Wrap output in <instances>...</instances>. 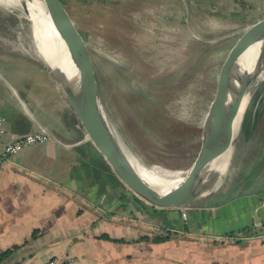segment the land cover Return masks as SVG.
Here are the masks:
<instances>
[{"label":"crops","instance_id":"0c3cea01","mask_svg":"<svg viewBox=\"0 0 264 264\" xmlns=\"http://www.w3.org/2000/svg\"><path fill=\"white\" fill-rule=\"evenodd\" d=\"M40 77L0 79V147L48 134L0 168V264H264V193L151 206L85 137L58 78Z\"/></svg>","mask_w":264,"mask_h":264},{"label":"rangeland","instance_id":"374dc122","mask_svg":"<svg viewBox=\"0 0 264 264\" xmlns=\"http://www.w3.org/2000/svg\"><path fill=\"white\" fill-rule=\"evenodd\" d=\"M64 1L86 42L125 64L117 67L94 56L105 107L127 148L147 166L188 172L221 63L244 29L264 16V0ZM3 5L0 79H12L15 73L26 79L55 75L38 54L24 8ZM137 85L152 99L140 96ZM249 92L228 171L210 196L224 192L233 181L236 186L264 180V166H256L264 149V79L247 86L241 106ZM252 171L263 174L249 179Z\"/></svg>","mask_w":264,"mask_h":264},{"label":"water","instance_id":"95a60500","mask_svg":"<svg viewBox=\"0 0 264 264\" xmlns=\"http://www.w3.org/2000/svg\"><path fill=\"white\" fill-rule=\"evenodd\" d=\"M43 1L60 38L65 42V52L76 69L75 79L62 74L55 66H49L65 91L85 135L130 191L155 208L181 209L197 206L206 198L208 200L203 205L214 207L241 196L264 193V183L255 186L252 180H245L236 186L233 181L224 192L210 196L222 176L219 165L232 144L239 123L240 99L228 105V95L237 83L242 82L246 86L264 72V60L257 65L254 63L251 69H239L240 60L250 46L264 40V16L244 29L221 63L214 94L202 125L200 147L185 179L177 187L160 193L136 170L129 155L130 150L111 122L98 84L94 56L117 67H125V64L108 50L86 42L64 0ZM23 6V11L29 17L27 4L23 3ZM263 53L264 43L259 58ZM70 70L74 72L72 66ZM136 87L145 98L152 99L141 85ZM249 176L256 178V175Z\"/></svg>","mask_w":264,"mask_h":264},{"label":"bare ground","instance_id":"6f19581e","mask_svg":"<svg viewBox=\"0 0 264 264\" xmlns=\"http://www.w3.org/2000/svg\"><path fill=\"white\" fill-rule=\"evenodd\" d=\"M2 5H10L15 8L23 9V3L27 4V8L29 11V19L32 22L33 29V37L35 40V45L37 47L38 54L50 65L58 68L62 74L69 75L72 77L71 79H75V67L71 64V60H69L67 53L65 52L66 46L65 42L60 38L59 33L56 30V27L52 21L49 10L43 0H0ZM3 5V6H4ZM8 8V7H7ZM264 40H259L254 42L248 51L244 54L242 59L240 60L241 68L251 69L255 65L259 64L260 61L264 60V53L261 54L262 45ZM65 53V54H64ZM72 66L73 73H71L70 67ZM264 79V72L254 78L251 82L255 80ZM250 82V83H251ZM249 83V84H250ZM249 84L237 83L233 90L230 91L228 95V105H233L236 101L240 99V110L238 114L239 123L234 131V138L225 158L222 159L219 167L220 174L225 176L228 171L229 162L231 159L233 147L237 142V137L239 134V130L242 123V118L245 113L247 101L249 99L248 93L247 97L242 106V98L245 96L247 91V86ZM249 91V90H248ZM132 163L136 170L142 175V177L146 180L148 184H150L153 188L158 190L160 193H164L170 189L177 187L187 175L188 172L179 169H169L162 168L159 166H147L144 164L137 156L133 154H129Z\"/></svg>","mask_w":264,"mask_h":264},{"label":"built area","instance_id":"2783aa9c","mask_svg":"<svg viewBox=\"0 0 264 264\" xmlns=\"http://www.w3.org/2000/svg\"><path fill=\"white\" fill-rule=\"evenodd\" d=\"M4 117L0 115V129L1 131H4L3 122ZM48 139V134L45 131H35L32 133H28L22 136H19L15 138L13 141L3 144L2 147H0V168L5 164V162L14 154H16L18 151H20L22 148H24L27 145L35 144V143H41ZM58 261L57 258H52L48 261L47 264H55ZM66 262L76 263L75 259L65 258Z\"/></svg>","mask_w":264,"mask_h":264},{"label":"trees","instance_id":"16d2710c","mask_svg":"<svg viewBox=\"0 0 264 264\" xmlns=\"http://www.w3.org/2000/svg\"><path fill=\"white\" fill-rule=\"evenodd\" d=\"M140 94V96H142V97H144L141 93H139ZM261 140H262V142L264 143V133L262 134V136H261ZM262 148V147H261ZM256 166H258V169H260V167L262 168V166H264V149H260V154H258L257 155V157H256ZM244 172H246L247 173V171H244ZM256 175V176H259L260 174H263V173H259V172H254V171H252V173H251V175ZM35 235V234H34ZM157 239H158V237H157ZM6 255V252H4V253H1L0 254V260L3 258V256H5Z\"/></svg>","mask_w":264,"mask_h":264}]
</instances>
